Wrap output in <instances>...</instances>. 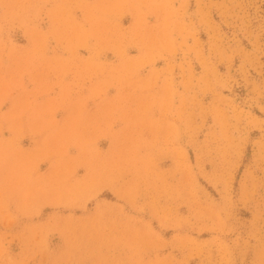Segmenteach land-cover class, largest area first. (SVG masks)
<instances>
[{
    "label": "rangeland",
    "instance_id": "obj_1",
    "mask_svg": "<svg viewBox=\"0 0 264 264\" xmlns=\"http://www.w3.org/2000/svg\"><path fill=\"white\" fill-rule=\"evenodd\" d=\"M0 264H264V0H0Z\"/></svg>",
    "mask_w": 264,
    "mask_h": 264
}]
</instances>
